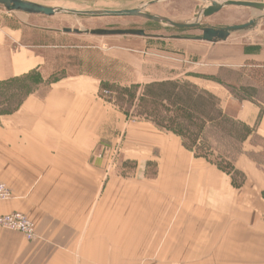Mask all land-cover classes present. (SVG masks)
Segmentation results:
<instances>
[{"label":"crops","instance_id":"1","mask_svg":"<svg viewBox=\"0 0 264 264\" xmlns=\"http://www.w3.org/2000/svg\"><path fill=\"white\" fill-rule=\"evenodd\" d=\"M5 33L0 80L43 67L44 56ZM228 40L205 41L208 53L224 50ZM243 47L239 58L217 52L181 61L212 76L264 66V43ZM190 68L172 79L194 80L247 128L233 172L179 135L129 119L106 100L96 75L63 77L0 117V181L13 192L0 214L23 212L37 231L28 241L0 228V264H130L146 255L174 264H264V94L238 98L219 77L188 75ZM117 142L121 157L114 162Z\"/></svg>","mask_w":264,"mask_h":264},{"label":"rangeland","instance_id":"2","mask_svg":"<svg viewBox=\"0 0 264 264\" xmlns=\"http://www.w3.org/2000/svg\"><path fill=\"white\" fill-rule=\"evenodd\" d=\"M27 1L50 7L77 10H120L143 7L144 12L148 14L161 18L166 17L175 22L191 23L197 20L201 23V27L226 28L233 25H242L251 20H255V23L247 28L232 30L227 38L229 40L224 50H220V52L219 50H211L208 53L211 49L209 48L211 47L210 43L191 39V37L202 34L200 28H177L169 25L166 21H155L145 16H86L74 15L68 12H60L53 16L29 14L22 11H9L0 4V31H7L5 33L7 39L25 46H31L46 59L41 69L38 68L28 73L27 78L23 80H12L16 77L0 80L2 83L0 86V117L15 107L18 109L22 104L18 106V102L24 98L26 99L30 94H45L51 84L58 79L81 73H91L102 79V94L106 100L114 103L129 119L147 120L156 125L146 118L145 114L140 116V113H142L140 99L145 86L155 82L175 80L190 89L198 88L210 92L194 83V80L172 78L184 75L190 67L194 70L189 72L188 75L211 77L212 75L203 73L196 66L197 63H194L202 61L206 56H215L217 52L221 56L225 52L239 58L244 52V45L254 42L264 43V11L249 7L228 6L215 15L199 19L198 16L201 14V10L209 3L206 0ZM152 1L155 2L150 3ZM66 29H72L73 31L66 32ZM77 29L82 31L92 29H142L150 36H102L85 32L76 33ZM176 36H180V38ZM238 41L239 44L237 45L240 47L233 48L232 44ZM181 56L194 63L182 62ZM212 77L217 79L219 77L238 98L263 97L264 66H246L240 69L226 68L220 70L218 76ZM9 79L12 81H6ZM210 93L215 99L209 100L204 96L202 97L204 100L199 98L202 108L215 109L216 105L217 107L220 106L219 99L212 92ZM196 95L200 96L199 94ZM217 128L219 127L207 128L193 150L199 156L215 162L225 171L233 172V161L242 151V142L240 143V141L243 130L233 125L232 128L236 133L223 135ZM231 136L234 138H231ZM263 155L264 150H261L258 158L262 159L260 157ZM110 157L114 162L121 157L120 142L114 145ZM234 174L236 183H242L243 176L238 172ZM0 182L8 186L6 182ZM8 188L11 191V197L0 201V204L13 199V192L9 186ZM12 212L22 213L34 224L35 238L30 240L23 232L14 231L20 232L28 241L36 240L35 222L23 212ZM152 257V255H146L143 261L130 262V264H174L171 261H153ZM176 264H209V262H176Z\"/></svg>","mask_w":264,"mask_h":264},{"label":"trees","instance_id":"3","mask_svg":"<svg viewBox=\"0 0 264 264\" xmlns=\"http://www.w3.org/2000/svg\"><path fill=\"white\" fill-rule=\"evenodd\" d=\"M28 75L21 76L22 78L16 77L12 80L20 81L27 78ZM141 95L142 113H140V116L145 114L146 118L158 127L179 135L183 139L184 145L192 150L199 138L203 137L204 131L213 127H219L217 129L223 135H233L236 131L232 126L239 127L243 130L240 143L243 142L247 131L245 126L238 123L228 113H224L222 108L217 107L216 104H214L216 105L215 109L200 106L199 98L203 99V96L209 100L215 99L210 92L198 88L193 90L188 86L185 87L179 81L169 80L148 84ZM24 100L25 98L20 100L18 106ZM16 109L17 107L9 112Z\"/></svg>","mask_w":264,"mask_h":264},{"label":"water","instance_id":"4","mask_svg":"<svg viewBox=\"0 0 264 264\" xmlns=\"http://www.w3.org/2000/svg\"><path fill=\"white\" fill-rule=\"evenodd\" d=\"M208 5L201 10L200 18L212 16L224 7L237 6V7H249L257 10L264 11V2L260 1H248V0H206ZM152 1L150 3H154ZM0 4L3 5L9 11H22L29 14H42L47 16H53L60 12H68L74 15H86V16H145L148 19L155 21H166L169 25L177 28H200L201 35L191 37L194 40H201L207 42H216L218 40H226L232 30H239L247 28L255 23V20H251L248 23L242 25H233L226 28H217L212 26L201 27L199 21L191 23L175 22L166 17H159L144 12V8L133 9H120V10H77V9H65L58 7H50L43 4H39L27 0H0ZM66 32H72V29H66ZM76 33L85 32L92 35H140L150 36L142 29H92V30H80L77 29ZM180 38V36H176ZM182 38V37H181Z\"/></svg>","mask_w":264,"mask_h":264},{"label":"built area","instance_id":"5","mask_svg":"<svg viewBox=\"0 0 264 264\" xmlns=\"http://www.w3.org/2000/svg\"><path fill=\"white\" fill-rule=\"evenodd\" d=\"M10 197V189L5 183L0 182V201L7 200ZM0 227L21 231L30 240L35 238L34 224L19 212L0 214Z\"/></svg>","mask_w":264,"mask_h":264},{"label":"bare ground","instance_id":"6","mask_svg":"<svg viewBox=\"0 0 264 264\" xmlns=\"http://www.w3.org/2000/svg\"><path fill=\"white\" fill-rule=\"evenodd\" d=\"M24 13H25V12H24ZM215 261H216V260H215ZM215 261H214V262H215ZM243 262H244V260H243ZM251 263H252V262H251Z\"/></svg>","mask_w":264,"mask_h":264}]
</instances>
